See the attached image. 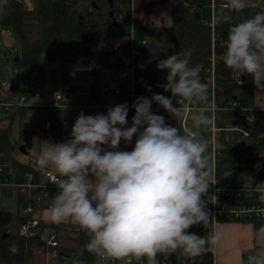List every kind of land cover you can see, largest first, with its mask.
I'll return each mask as SVG.
<instances>
[{
  "label": "clouds",
  "instance_id": "1",
  "mask_svg": "<svg viewBox=\"0 0 264 264\" xmlns=\"http://www.w3.org/2000/svg\"><path fill=\"white\" fill-rule=\"evenodd\" d=\"M247 5L248 0H227L226 7L242 12ZM222 59L226 68L249 75L264 91V10L230 27ZM156 68L167 70L166 83L158 86L171 97H137L130 127L126 103L110 107L107 114L80 112L69 139L48 143L36 158L39 168H51L61 177L48 219L78 224L90 235L88 250L100 256L146 257L148 264H157L158 254L194 260L214 252L222 241L203 199L217 180L209 179L207 142L198 131L207 122L200 107L208 100V85L199 77L201 66H192L189 54L181 51L159 60ZM153 103L175 119L195 106L193 128L182 134L151 111ZM134 137L131 151L119 150L121 140L128 145ZM253 167L258 171L261 165ZM255 191L264 201V181L255 184ZM197 225L210 230L204 236L189 231ZM255 240L260 247L246 264H264V224ZM9 252L18 254V246L10 245Z\"/></svg>",
  "mask_w": 264,
  "mask_h": 264
},
{
  "label": "trees",
  "instance_id": "2",
  "mask_svg": "<svg viewBox=\"0 0 264 264\" xmlns=\"http://www.w3.org/2000/svg\"><path fill=\"white\" fill-rule=\"evenodd\" d=\"M130 1L33 0V6L27 8L23 2L17 0H1L0 24L13 27L18 38L15 63L26 68H37L44 74V95L42 91L38 92L41 101L54 102V96L59 95L62 105L84 106L102 103L105 91L103 87L95 84L84 87L77 83V80L87 79L99 61L112 54L116 37L129 36L131 33L134 47L141 52V56L135 60L133 74L139 88L142 89L145 84L150 83L156 84L159 91H164L158 85L166 83L168 74L166 69L161 72L144 69L141 67L143 59L155 56L156 59L152 62L157 63L174 53L186 52L192 66L196 64L201 66L199 77L204 80L205 69L209 66L213 51L215 106L226 108L235 101L239 106L251 109L250 119H244L236 111L217 110L216 124L224 126L237 122L249 126L253 133H264V110L254 109L251 105L253 89L251 77L229 70L222 59V55L227 51V33L230 27L264 8L251 3L242 12L221 9V12L214 16L215 23L211 31L210 0H164L171 8V23L164 27L151 23L142 26L132 25ZM143 38H146L145 43L140 42ZM165 94L164 96L171 97L170 92ZM22 95L29 101V96ZM175 99L173 98V104ZM200 106H209V100ZM30 108V105L18 107L13 113L7 114L6 125L0 126V183L8 181L10 176L8 157L14 152H19V146L23 145L19 139L12 138L11 128L16 124L19 134L23 133V119ZM243 149L264 150V139L257 144L245 143L239 148H232L222 139L219 140L220 154L215 172L220 183L231 176L233 171L240 169V153ZM58 190L57 185L25 186L18 193L19 213L14 223L10 222L7 212L0 211L1 264H29L34 259L38 246L43 248L46 246L41 233L49 225L40 220H37V224L32 228L33 235L19 234L21 223L33 218L32 213L24 214L22 211L26 208L31 210L47 208ZM189 231L204 236L209 229ZM55 234H58L57 231ZM73 235L80 244L79 250H56L53 254L55 263L71 264L76 251H80L81 259L90 261L95 259V253L86 247L90 235L79 229ZM12 244L18 246V254L13 255L9 252V246ZM189 262L211 264L212 252H206Z\"/></svg>",
  "mask_w": 264,
  "mask_h": 264
},
{
  "label": "crops",
  "instance_id": "3",
  "mask_svg": "<svg viewBox=\"0 0 264 264\" xmlns=\"http://www.w3.org/2000/svg\"><path fill=\"white\" fill-rule=\"evenodd\" d=\"M17 1L23 2L27 8L33 6V0ZM256 1L258 0H248V4L253 3L260 6ZM261 1L264 2V0ZM130 3L132 25L142 26L147 23L161 25L160 23H163L166 26L171 23V8L164 0H131ZM225 4H227V0H210V6H213L214 16L221 12V6ZM3 34L11 38L10 33L3 32ZM131 43L130 36L120 35L116 37L112 54L101 59L87 79L77 80V83L84 87H88L91 84L103 87L105 91L103 93L102 103L74 106L62 105L59 101L60 99L50 103L41 100L37 101L39 99L37 97L33 102L29 100L32 104L37 106L41 105L42 107L38 109L31 107L23 119V133L19 134L18 128H16L12 136V138L19 139L23 143L26 153L14 152L8 157L7 163L10 176L8 181L0 183V211L8 213L11 223L16 221L19 213L18 193L25 186L47 184L43 175L46 169H41L36 165V158L42 147L47 146L48 143H62L69 139L72 126L80 112H83L85 115L107 114L106 107L110 108L123 103H126L127 106L129 105V99L127 97L115 95L112 90L116 87L129 90L132 87L134 70L129 63ZM251 105L254 109L264 110V91L258 90L254 83ZM203 108L205 109V115L207 117V122L204 125H210L211 127L213 121L211 110L207 106ZM153 113L164 116L166 122L173 127H177L182 134L185 129L193 128V116L197 114L195 106L183 117H177L176 119L164 109H158ZM7 114L9 115L10 113ZM132 117L128 114V124L126 127L131 126ZM6 118L7 115H3L0 121L6 122ZM47 118L55 119L57 125H52L46 129L43 123ZM135 139L136 137L128 145H125L124 141L121 140L119 150L131 151L134 148ZM230 147L233 148L235 146L230 145ZM241 151L239 160L240 169L233 171L231 177L239 186L247 188L253 187L256 183L264 181V157L260 156V153L264 154V150L254 149L248 151L243 149ZM257 163L261 165L258 171L253 167ZM215 166L213 167L211 162L212 170L210 173L213 170L215 171ZM29 213H32V219L40 220L49 225L43 229L47 233L45 235L44 232V238H42L45 244L51 235H55L58 242V248L48 247L47 245L44 247L46 256V258L44 257V264H65L64 262L55 263L53 254L58 249L64 251L79 250L80 244L73 235L78 230V226L71 220H66L60 224L52 223L48 219V208L31 210ZM262 224L264 223L260 221L253 223L218 222L215 227L222 232V241L216 250L212 252L211 264H246L247 255L254 254L260 247L255 240V232ZM50 225H53V227ZM55 231H57V235ZM129 257L136 258L134 256ZM97 258L98 255L95 254L93 261H97ZM139 259L148 263L147 259ZM156 260L157 264H161V262L165 264L192 263L188 259L177 258L176 254L169 256L158 254Z\"/></svg>",
  "mask_w": 264,
  "mask_h": 264
},
{
  "label": "built area",
  "instance_id": "4",
  "mask_svg": "<svg viewBox=\"0 0 264 264\" xmlns=\"http://www.w3.org/2000/svg\"><path fill=\"white\" fill-rule=\"evenodd\" d=\"M227 4L222 5L221 9L231 10L230 7H226ZM214 12L213 6H210V18H209V26L211 31H213L214 27ZM131 39V50H130V58L129 63L130 66L134 70L135 60L141 56V52L134 47L132 34L130 33ZM141 43L146 42V38H143ZM224 55V54H223ZM222 55V56H223ZM146 60H142V63H145ZM141 63V64H142ZM238 76V75H236ZM201 82L206 83L209 88L208 100H209V109L212 113V125L209 129V137L206 140L207 147L211 152V162L214 167L218 156L220 154L218 150L219 140L222 139L224 142L233 145L235 147H241L243 144L248 142H254L257 144L259 141L264 139V133L257 132L253 133L252 129L245 125H240L239 123H231L225 124L224 126H219L215 121V112L217 110H232L236 111L237 114L244 119L251 118V109L246 107H241L237 102H232L229 107L226 108H217L215 106V61H214V53L212 51L209 60V66L205 69V79L201 80ZM151 87V92L147 90L144 86L142 89L139 88V84L133 78L132 87L129 90H123L120 87L114 88L112 91L115 95H122L129 99L128 105V114L131 116L135 115V108L133 107L134 102L137 97L144 96L148 99H151L153 93H159L166 95L164 91H159L157 85H151L150 83L145 84ZM14 85L12 82H5L2 84L0 88V95L5 97V101L1 103L4 110L7 113H13L18 107L28 106L34 108H41V105L30 104L27 101L26 97L23 95H18L14 92ZM208 91V89H207ZM167 97V96H166ZM55 100H59L60 96L55 95ZM174 106L176 105V99L174 102ZM158 109H163L160 105L153 103L151 107V111L154 112ZM44 127L48 129L50 126H56L57 121L55 119L47 118L43 123ZM43 175L47 181L46 185L40 186H56L59 183L60 176L55 173L51 169H46L43 172ZM215 178L217 183L214 185H210L208 194L203 197V199L207 203V210L214 216V226L220 222H240V223H253L256 221H260L264 223V201L259 199V193L255 191V186L253 187H242L235 183L234 179L231 176L226 177L219 182L216 177L215 171L213 170L212 175L209 179ZM6 182V181H4ZM49 208V205L48 207ZM30 208H26L22 211V213L26 214L30 212ZM37 224V220L30 219L23 223H21L19 227V234L23 236H31L34 234L32 228ZM79 230H83L78 224ZM190 229H206L203 225L193 226ZM210 230V228H207ZM84 231V230H83ZM46 245L48 247H57L58 242L55 235H51L47 240ZM80 251H76L71 259V264H148L140 259H136L133 257H126L123 259H115L109 256H100L98 255L97 261H90L86 259H81L79 256ZM249 255H247L248 257ZM161 264H165L161 262Z\"/></svg>",
  "mask_w": 264,
  "mask_h": 264
},
{
  "label": "rangeland",
  "instance_id": "5",
  "mask_svg": "<svg viewBox=\"0 0 264 264\" xmlns=\"http://www.w3.org/2000/svg\"><path fill=\"white\" fill-rule=\"evenodd\" d=\"M258 5L264 7V2L261 0L256 1ZM2 15V2L0 0V18ZM163 24V23H160ZM3 32L10 33L11 38L6 37ZM13 39V40H12ZM18 38L15 30L11 26L0 24V88L5 82H12L14 85V92L18 95L26 94L30 97L29 100L32 102L39 98L38 92L42 91L44 95V74L37 68H26L23 66H19L15 63V57L18 50ZM143 68L146 70L161 72L156 68V63H142ZM5 100V97L0 95V118L3 115H7V112L4 110L1 105L2 101ZM29 101L30 104L32 102ZM37 101H40L38 99ZM34 108V107H33ZM37 109V108H35ZM6 122L0 121V126H5ZM17 125H13L10 131L11 136L14 134V129L16 130ZM209 129L210 125H203L199 129L200 138L203 140L208 139L209 137ZM206 156L209 161V171L212 170L211 167V152L209 149L206 151ZM17 159V158H15ZM11 160V159H10ZM46 230L42 232L41 237L44 238ZM44 248L42 246H38L37 253L34 256V259L30 263L34 264H44ZM142 259H147L146 257H141ZM47 260V259H46Z\"/></svg>",
  "mask_w": 264,
  "mask_h": 264
},
{
  "label": "water",
  "instance_id": "6",
  "mask_svg": "<svg viewBox=\"0 0 264 264\" xmlns=\"http://www.w3.org/2000/svg\"><path fill=\"white\" fill-rule=\"evenodd\" d=\"M110 12H111V14H112V11H110ZM19 152H20L21 154H25V153H26V150H25V148H24L23 145L19 146ZM2 236L4 237L5 234H3Z\"/></svg>",
  "mask_w": 264,
  "mask_h": 264
}]
</instances>
